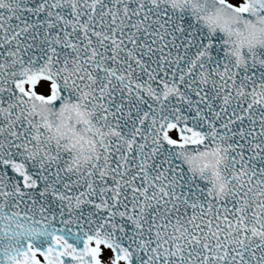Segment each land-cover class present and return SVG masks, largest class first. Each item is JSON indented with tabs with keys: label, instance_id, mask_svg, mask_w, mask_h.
I'll return each instance as SVG.
<instances>
[{
	"label": "snow or ice",
	"instance_id": "1",
	"mask_svg": "<svg viewBox=\"0 0 264 264\" xmlns=\"http://www.w3.org/2000/svg\"><path fill=\"white\" fill-rule=\"evenodd\" d=\"M0 264H264V0H0Z\"/></svg>",
	"mask_w": 264,
	"mask_h": 264
}]
</instances>
